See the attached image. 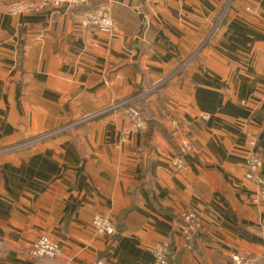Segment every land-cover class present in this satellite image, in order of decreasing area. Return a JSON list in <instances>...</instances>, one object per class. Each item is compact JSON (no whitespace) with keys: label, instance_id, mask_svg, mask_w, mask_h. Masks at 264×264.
Returning <instances> with one entry per match:
<instances>
[{"label":"crops","instance_id":"0c3cea01","mask_svg":"<svg viewBox=\"0 0 264 264\" xmlns=\"http://www.w3.org/2000/svg\"><path fill=\"white\" fill-rule=\"evenodd\" d=\"M9 1L0 149L57 133L0 154V264H155L161 241L168 264H264V201L244 177L250 139L264 158V0H113V36L83 28V6L11 15ZM166 78L120 144L129 121L112 106ZM97 214L113 235L94 232ZM40 236L61 253L29 257Z\"/></svg>","mask_w":264,"mask_h":264},{"label":"built area","instance_id":"2783aa9c","mask_svg":"<svg viewBox=\"0 0 264 264\" xmlns=\"http://www.w3.org/2000/svg\"><path fill=\"white\" fill-rule=\"evenodd\" d=\"M92 0H37V1H29V0H11L6 3V11L11 15H19V14H31L40 12L43 9H50V10H58L60 7H71L80 4H88ZM113 7V0H103L98 3L95 7L88 8L81 12L80 14V25L83 28H93L100 32L109 34L111 36L117 34L118 29L115 26L111 12ZM189 59V58H188ZM188 59L184 60L180 67H182ZM176 73V72H175ZM160 80L149 86L148 88L141 89L138 92L134 93L133 95L127 97L126 99L115 103L112 106V109H121L129 121V126L127 129L121 132L119 143L122 144L125 142V138L127 134L130 132L132 133H139L146 129L147 122L143 118L142 114L136 107L137 100L142 97L146 93L153 92L157 87H159L165 80ZM96 115V114H95ZM94 116L85 117L82 120L76 122H82L86 119H89ZM199 117L203 120H208L209 115L206 112H201ZM65 128V127H64ZM61 128V129H64ZM59 129L58 131H61ZM57 133V131H52L37 138L30 140L19 142L14 145L6 146L0 149L1 153H6L12 150H17L22 146L27 144L45 140L52 135ZM249 146V153L247 156V172L245 173L244 177L246 180L251 182L256 190H257V197L254 202H261L264 201V173L262 172L263 165H264V158L261 153L257 150L256 141L255 139H250L248 141ZM191 149L190 142L183 138L179 145V152L177 155L171 158V164L175 169H182L184 168V154ZM186 219L188 220L187 225L182 227L181 233L183 238L186 242H190L193 239L194 231L196 227V218L194 214H187L185 215ZM194 223V224H193ZM91 227L94 232L100 236H109L113 235L116 230L111 222V219L105 215H94L90 221ZM151 253L154 258L155 264H168L169 259L171 258L170 248L168 242L161 241L153 243L150 246ZM61 253L60 246L50 240L46 236H40L37 238L32 245L28 249L29 257L33 259H40L45 257H55ZM235 264H246L242 262V260L235 256L233 258ZM94 264H113L110 262H105L102 259H98L94 262Z\"/></svg>","mask_w":264,"mask_h":264},{"label":"trees","instance_id":"16d2710c","mask_svg":"<svg viewBox=\"0 0 264 264\" xmlns=\"http://www.w3.org/2000/svg\"><path fill=\"white\" fill-rule=\"evenodd\" d=\"M103 0H92L90 3L88 4H82L80 6H83V11L88 9V8H92L95 7L98 3H100ZM138 104H136V107L138 108V110L140 111V113L142 114L143 118L146 120L147 124H148V120L145 114V98H142L141 100H138Z\"/></svg>","mask_w":264,"mask_h":264},{"label":"rangeland","instance_id":"374dc122","mask_svg":"<svg viewBox=\"0 0 264 264\" xmlns=\"http://www.w3.org/2000/svg\"><path fill=\"white\" fill-rule=\"evenodd\" d=\"M80 5H81V4H80ZM75 6H76V5H75ZM71 7H72V6H71ZM171 77H172V76H171ZM154 91H155V90H154ZM154 91H153V92H154ZM150 94H152V92H151V93H146V94H144V95H143L142 97H140L138 100H141L142 98H147V96L150 95ZM138 100H137L136 104H138V102H139Z\"/></svg>","mask_w":264,"mask_h":264}]
</instances>
